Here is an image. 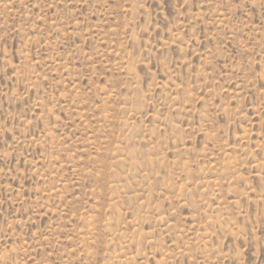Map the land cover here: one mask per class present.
Wrapping results in <instances>:
<instances>
[{"label": "rangeland", "instance_id": "374dc122", "mask_svg": "<svg viewBox=\"0 0 264 264\" xmlns=\"http://www.w3.org/2000/svg\"><path fill=\"white\" fill-rule=\"evenodd\" d=\"M0 264H264V0H0Z\"/></svg>", "mask_w": 264, "mask_h": 264}]
</instances>
